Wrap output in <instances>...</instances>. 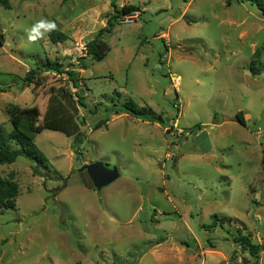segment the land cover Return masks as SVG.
Instances as JSON below:
<instances>
[{"label":"rangeland","instance_id":"rangeland-1","mask_svg":"<svg viewBox=\"0 0 264 264\" xmlns=\"http://www.w3.org/2000/svg\"><path fill=\"white\" fill-rule=\"evenodd\" d=\"M9 4L0 7V127L12 130L8 109L16 106L36 107L40 128L50 96L67 86L82 105L75 136L37 134L48 169L24 157L0 165V177L18 186L14 209L0 207V263L254 264L234 242L249 236L263 246L264 264V16L256 2ZM123 5L136 8L135 23L113 18ZM42 18L68 39L30 42ZM111 23L109 50L95 61L85 45ZM67 59L60 70L71 64L76 90L66 73L44 67ZM28 71L35 75L26 86ZM125 102L163 122L116 114ZM93 162L119 178L95 190L79 172Z\"/></svg>","mask_w":264,"mask_h":264},{"label":"trees","instance_id":"trees-1","mask_svg":"<svg viewBox=\"0 0 264 264\" xmlns=\"http://www.w3.org/2000/svg\"><path fill=\"white\" fill-rule=\"evenodd\" d=\"M256 2L262 16H264V7L257 2V0H239V2ZM0 7L10 9L9 0H0ZM136 8L132 5H123L120 10L115 11L114 19L135 11ZM112 23L109 24V28L100 29L92 41L85 45L86 54L95 61H101L105 58L108 52V45L103 41V36L110 32ZM47 37L52 43H63L68 39V36L58 30L52 31L47 34ZM258 54V50L254 55ZM62 63L46 61L44 67L48 71L57 73H66L68 81L72 89L76 90L78 87L79 78L75 72L70 71L71 64L67 70L62 72L60 69ZM35 72L28 71L23 78V83L26 86L32 84ZM6 92L5 89L0 88V93ZM75 96L76 99L73 98ZM77 105L81 106V99L74 94L69 86L66 88H60L53 93L48 102V107L42 118V126L35 128V122L40 117V112L36 107L31 108H19L12 106L8 109L10 124L12 130L9 133H5L4 129L0 127V165L12 164L17 157H24L37 166L44 169H48L47 160L44 155L38 150L34 144V140L38 133L42 129L52 130L60 132L67 137L75 136L78 133V125L75 121ZM115 108L116 105H113ZM116 114H127L130 117L142 119L150 123H162L163 119L161 115L156 114L151 109L137 108L131 102H125L121 107L113 110ZM239 113L236 115L238 123L245 126V120ZM105 122L100 121L94 126L98 128ZM264 154V150L262 151ZM18 196V186L14 181L12 175L9 174L8 178L0 177V207L5 210L14 209L15 200ZM234 242L242 248L245 253L248 250V255L254 258V264H258L259 253L263 250L262 245L254 244L249 236H239L234 238ZM1 264V263H0Z\"/></svg>","mask_w":264,"mask_h":264},{"label":"water","instance_id":"water-1","mask_svg":"<svg viewBox=\"0 0 264 264\" xmlns=\"http://www.w3.org/2000/svg\"><path fill=\"white\" fill-rule=\"evenodd\" d=\"M68 59L63 63L61 70L67 66ZM76 120L79 122L80 118L77 117ZM86 172L89 180L92 183V186L95 190L100 191L103 187L108 186L116 179L119 178V173L115 168L109 169L102 162H93L90 164H84L79 172ZM245 254L248 255V250L245 251ZM250 260L247 258H242L241 264H250Z\"/></svg>","mask_w":264,"mask_h":264},{"label":"clouds","instance_id":"clouds-1","mask_svg":"<svg viewBox=\"0 0 264 264\" xmlns=\"http://www.w3.org/2000/svg\"><path fill=\"white\" fill-rule=\"evenodd\" d=\"M57 29V24L55 21L42 18L38 20L33 26L28 30L27 39L30 42H37L38 40L44 39L45 36L52 31Z\"/></svg>","mask_w":264,"mask_h":264},{"label":"built area","instance_id":"built-area-1","mask_svg":"<svg viewBox=\"0 0 264 264\" xmlns=\"http://www.w3.org/2000/svg\"><path fill=\"white\" fill-rule=\"evenodd\" d=\"M134 12H131L129 14H126L122 17H120V23L122 24H130V23H135L138 13L133 14ZM177 81V80H176ZM178 83V82H177Z\"/></svg>","mask_w":264,"mask_h":264}]
</instances>
